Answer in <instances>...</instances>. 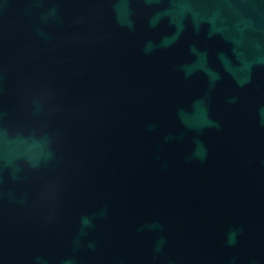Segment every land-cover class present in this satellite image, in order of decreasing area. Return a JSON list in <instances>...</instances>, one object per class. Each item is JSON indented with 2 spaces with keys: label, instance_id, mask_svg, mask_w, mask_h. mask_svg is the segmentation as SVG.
Wrapping results in <instances>:
<instances>
[{
  "label": "water",
  "instance_id": "1",
  "mask_svg": "<svg viewBox=\"0 0 264 264\" xmlns=\"http://www.w3.org/2000/svg\"><path fill=\"white\" fill-rule=\"evenodd\" d=\"M0 264H264V0H0Z\"/></svg>",
  "mask_w": 264,
  "mask_h": 264
}]
</instances>
